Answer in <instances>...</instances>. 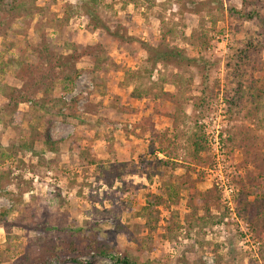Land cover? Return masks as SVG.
I'll return each instance as SVG.
<instances>
[{
  "label": "rangeland",
  "instance_id": "1",
  "mask_svg": "<svg viewBox=\"0 0 264 264\" xmlns=\"http://www.w3.org/2000/svg\"><path fill=\"white\" fill-rule=\"evenodd\" d=\"M233 8L264 17V0H5L0 264L79 228L156 264H264L236 209L247 156L264 157V36ZM211 190L207 209L194 195ZM49 264L118 263L97 249Z\"/></svg>",
  "mask_w": 264,
  "mask_h": 264
},
{
  "label": "trees",
  "instance_id": "2",
  "mask_svg": "<svg viewBox=\"0 0 264 264\" xmlns=\"http://www.w3.org/2000/svg\"><path fill=\"white\" fill-rule=\"evenodd\" d=\"M5 0H0V6L3 5ZM244 7L247 6L245 3L243 5ZM242 9H236L233 8V13L239 15L244 20L248 21H255L259 20V28L261 30L262 36H264V17L261 16L258 12H252L247 11L246 8ZM146 50L151 53H155L154 61H160V62H171L173 59L178 58L179 62L180 60L184 61L186 60L189 64H194L195 59H189L184 58L182 56V52L180 50H160L155 49L151 46L146 48ZM178 62V63H179ZM181 63V62H180ZM78 75L75 74L67 76L65 79L68 83H71ZM242 76L240 75L239 78ZM70 81V82H69ZM238 88L237 93L241 91L242 89V82L239 79L237 81ZM69 86V89L72 90V83L67 84L65 87ZM65 89V88H64ZM37 91H43L41 88L37 89ZM46 93V91H43ZM64 93V92H63ZM47 94V93H46ZM240 96V94H239ZM21 99H23L21 97ZM62 98H59L57 101L58 103H61L59 100ZM56 100H54L55 103H57ZM57 103V104H58ZM233 103V102H230ZM150 120L143 119L142 123L137 124L135 126L136 128H141L142 130H145V126H143L144 123L150 122L152 117L149 118ZM252 142H248L250 144ZM45 144L49 146L51 149L54 148L57 144H54V142L50 139V137H47ZM247 144V145H248ZM54 150V149H53ZM204 150L202 148L201 143L196 142V152L199 153L200 151ZM251 164L254 166L253 172H247L246 175L240 177V180L238 182V193L236 195V209L239 215L245 217L247 221L252 226V229L255 231L257 236L260 239L264 238V157L258 154H249L247 156V160L245 162V165ZM215 190H211L209 192L205 193H199L194 195V197H198L202 205L206 207L207 209H211L212 207H217L219 204V198L218 196L214 195ZM212 195V196H211ZM193 197V196H191ZM73 235L71 236V240L60 243L58 245L57 242H52L50 240H44L41 242L40 245H38V250L33 254V251L31 253L24 254L25 256V263L27 264H49L52 260H62L66 258H71L76 260L80 256L87 254L91 251H97L99 249V254L102 256L110 257L113 260L116 261L118 264H156L154 261H151L149 259H145L143 254L138 251L137 253L131 252L130 250L124 251L122 254H112V251L110 248L105 246H98V248L91 246L90 244H86L87 241V235L82 234V229H76L73 231ZM91 239V238H90ZM97 238L95 237L93 240V243L96 242ZM34 255V256H33ZM24 264V263H23Z\"/></svg>",
  "mask_w": 264,
  "mask_h": 264
},
{
  "label": "built area",
  "instance_id": "3",
  "mask_svg": "<svg viewBox=\"0 0 264 264\" xmlns=\"http://www.w3.org/2000/svg\"><path fill=\"white\" fill-rule=\"evenodd\" d=\"M230 191H232V190H230ZM228 204H229V206H232V200H231V198H229ZM231 209H232V207H231Z\"/></svg>",
  "mask_w": 264,
  "mask_h": 264
}]
</instances>
